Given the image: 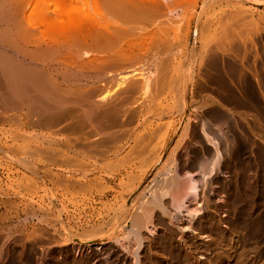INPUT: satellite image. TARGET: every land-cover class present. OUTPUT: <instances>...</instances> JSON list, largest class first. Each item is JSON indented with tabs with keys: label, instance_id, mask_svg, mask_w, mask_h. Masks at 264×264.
Wrapping results in <instances>:
<instances>
[{
	"label": "rangeland",
	"instance_id": "1",
	"mask_svg": "<svg viewBox=\"0 0 264 264\" xmlns=\"http://www.w3.org/2000/svg\"><path fill=\"white\" fill-rule=\"evenodd\" d=\"M5 1L10 6L7 7V13H4L6 15L0 16L2 17L1 35H10L14 43L10 42L12 45H17L19 50L29 51L44 59L50 67L57 68L61 63L69 64L67 67L73 68L74 66L70 64L74 61L76 63L77 59H86L89 55L100 52H110L106 51V48L103 49L104 52L97 48L96 53L94 52L96 49L92 50L93 48L88 47L89 31L86 29L81 31L84 33L78 32L79 35L77 32L68 34L70 31H64V34L61 30L65 25L98 22L101 26L109 28L115 26L132 29L134 34L130 32L127 41L123 35L122 38L120 37L126 42L117 37L119 41L116 40L120 45L126 44L129 40L131 42L134 39L132 35L140 29L148 33L150 31L154 39L160 37L167 45L168 56L165 55V51L164 55L167 59L172 58L169 60L172 63L171 73L172 76L174 75V78L172 77L174 81L171 80L173 85L169 92L167 91L166 98L164 95L159 99L154 98V103L152 100L148 101L147 106L150 107V111L142 116L144 119L139 118L129 127L133 135L132 139L130 138L132 141L127 138L119 142V153L116 157L107 159L108 165L103 169L105 180L97 183V186H90L87 178L83 180L84 184L82 183L88 185L86 187L81 184L82 186L74 187V190L66 188L64 182L57 181L56 177L59 178L57 174L62 173L67 176L73 172L54 168L53 174L50 172L49 177H46L43 169L26 170L14 161H10L11 159L7 160L0 155V264H122L120 261L118 263L115 261L114 250L117 246L115 241L105 237V233L98 234V239L92 240L91 231L94 232L95 228L98 231L105 230L103 225L109 221L108 210L110 208L118 210L124 200L129 201L130 208H126V216L130 215L131 210V213H134L136 207L133 206L138 205L145 193L147 195L148 189L156 180L159 183L178 173V180L184 182L187 179L186 172L201 179V175L193 169V166L200 156L207 158L213 149L202 138L204 136L202 133L200 135L199 129L207 123L208 127L211 117L217 116L220 120L224 115L229 118L231 134L229 137L233 140L232 144L230 143L231 148L226 155L223 168L211 182L213 186L209 188V193L198 200L201 205H206L200 218L205 220L213 216L218 223L213 226L202 223V227L206 229L214 227L213 230H206L207 233L201 232L202 236L199 235V239L192 240L188 238L192 233H182L183 228L188 226L187 222H177L176 226H170L178 232L173 242L189 251L187 243H193V246L197 244L198 249L194 246L193 252L195 256L202 255L206 260L201 261L204 263L209 259L215 264H264V224H262L264 217L261 214L259 199L264 190L262 189L264 187L262 183L264 179V0H169L170 3H166L168 6L164 4V0L163 2L157 0L158 5L155 3L156 7L155 4L148 6L155 8H151L152 10L146 8L147 11L146 9L144 11L149 13L144 16L143 12V17L137 16V20L135 16L130 17L129 20L128 15H125L126 12L121 8L120 13L121 11L125 13H121V16L125 15L127 19L125 16L124 18L120 16L115 7L119 0H78V2L67 0L66 5L58 0H4V4ZM84 1L87 3L86 6L83 4ZM122 2L123 0L119 1L120 6L124 7L125 4ZM111 7L115 11L111 10ZM46 8L50 9L51 13H45ZM150 10L155 11L151 13ZM197 25L201 27L200 32ZM116 43L113 45L115 46ZM117 45L113 48L118 47ZM211 56V62L219 69V74H215V84L209 85L206 81L208 77L203 70L209 65L208 60ZM213 59H216L215 62ZM201 63L205 64L204 68ZM223 69H228L226 75H222ZM204 74L207 78H203ZM175 76L176 79L178 77L177 81ZM181 77L190 82L183 86L184 82L182 84L181 81L178 82ZM141 102L143 103V100ZM141 104L136 103L135 107L142 106L138 108L143 110L144 103ZM132 106L130 107L134 108ZM223 124L224 122L219 123L218 126L221 131H226V126ZM211 125L210 128H213L214 123ZM113 131L116 130L111 132ZM146 132L152 137L146 138L147 141L153 140L149 141L151 144L147 153L141 155L138 160L128 159L127 154L130 158L137 156L130 150L135 147L137 139L143 134L147 135ZM152 134L156 135V138L155 136L153 138ZM144 139L143 142L141 141L142 145L146 141ZM92 140L96 141L95 138ZM138 144L141 145L140 142ZM138 149L135 151L136 154ZM121 157L124 159L126 157V161L123 158L121 161ZM125 162L131 164L125 165ZM38 175L41 176L40 179H36ZM30 182L33 185L31 187ZM253 196L255 198H252ZM253 199L256 200L254 207L257 208L252 210L248 206L255 203ZM256 212L257 218H254ZM250 214L253 219H249ZM126 222L124 216L122 220L112 222L110 228L113 227L115 231L121 230L120 234L123 237L127 232L124 230L127 226ZM162 227L157 224L160 235L166 233ZM206 235L211 237L205 239ZM223 236L229 237L231 245L224 242ZM127 264L131 263L127 262Z\"/></svg>",
	"mask_w": 264,
	"mask_h": 264
},
{
	"label": "bare ground",
	"instance_id": "2",
	"mask_svg": "<svg viewBox=\"0 0 264 264\" xmlns=\"http://www.w3.org/2000/svg\"><path fill=\"white\" fill-rule=\"evenodd\" d=\"M119 1L118 4L116 3L117 6H115L116 4H114V6L117 7L120 16L121 13L125 14L124 12H126L125 15H128L129 20L130 17L134 16L135 19L137 16L138 18L141 16L143 17V12L145 13H143L144 16L147 15L149 12H145L147 11L146 8L154 9L156 4L158 5L159 3L157 0H123L122 4L125 5L122 7L123 5L120 6ZM164 1V4H169L171 0ZM3 2L4 0H0V16L6 15L4 13H7V7L8 5L10 6V4L6 1V4ZM58 2L64 5L67 4V0H58ZM83 4L84 6L87 5L85 1ZM153 4H155L154 8L148 7ZM114 6L113 8H115ZM125 6H129L130 8ZM113 8L111 7V10ZM120 8L122 11L124 10V12L121 11L120 13ZM155 10H153V12ZM44 12L51 13L48 8H46ZM153 12L151 11V13ZM123 16L121 17L124 18ZM125 19H127L126 16ZM70 25L71 26L68 25L69 27L65 25L66 28H61L63 33L64 31H70L68 34H71V32H77V35H79L78 32L84 33L81 31L86 29L89 31V36H87L89 37L87 38L88 47H91V49L93 48L92 50L96 49L94 52L97 51V48H100V50L102 49L101 51L103 52L105 50L104 48H106V51L110 52L102 53L98 50L100 54L89 56L88 54L90 53H88L86 55L88 56L86 59H77L76 63L74 61L73 64L76 65H73L71 62L70 65L72 67L74 66L73 68L67 67L69 64L63 65L61 63L59 67L53 68L52 66L50 67L44 59H41L35 54H31L29 51L19 50V46L11 44L13 43V40H11L10 35H1L2 33L0 32V155H3L7 160L11 159L10 161H14L21 168L26 170L32 171L35 169H43L45 171L44 176L46 177H49L50 172L53 174L52 170L54 168L69 170L73 173L67 176L64 174L66 177H64L62 173H58L57 175L59 178L56 177V179L59 182H64L66 184V188H72L74 190V187L81 185L83 180H87V178H89L88 184L90 186H97V183L105 180L103 169L106 165H108L107 159L118 155V150H120L119 142L127 138L132 141L131 139L133 135L129 127L133 126L139 118L150 111V107L147 106L148 101L152 100L153 102V100H155L154 98L159 99L164 95L166 98L167 91L169 92L171 89L170 87L173 85L171 80H173L174 75L172 76V63L169 60L172 58L169 57V59H167L166 57L168 56L166 55L167 45L164 44L160 37L154 39L153 36H151L150 31L148 33L147 31L140 29L135 35H132V37L134 36V39L131 40V42L129 40L131 38L130 37L128 39L129 42L120 45L118 41L119 39L122 40L121 35H123L124 39L127 41V37L129 36L128 34H130V32L134 34L132 29L128 27L116 28L115 26V28H109L108 26H101L98 22L90 24L77 23L75 25ZM199 27L197 25L198 32H200L201 29V27ZM64 34L63 37H65ZM81 36H83V34H81ZM118 36L119 39L117 38ZM84 40L85 39H83V41ZM122 41L120 42L122 43ZM110 43L112 44L110 45ZM114 43H116L115 46L119 44L117 45L118 47L113 48L115 47L113 45ZM112 45L113 47H111ZM108 48L112 49L110 50ZM164 51L166 52V56L164 55ZM78 60L79 62L77 63ZM211 60L212 56L208 60L209 65L206 66L204 70L203 65L205 66V64L202 65L201 63L203 67L201 70H203L207 75L208 79L205 80L209 83V85L215 84V74L219 71V69L215 68L216 66L213 65ZM214 60L216 59H213V61ZM199 66L200 65H198V67ZM225 69H223L222 75H226L228 69ZM198 73L200 74V72ZM200 76H202V74ZM204 76L203 78H207ZM175 80L177 81L178 77L176 79L175 76ZM180 81L181 84L184 82L183 86H185V83L190 82L189 80H185L184 77H181V80L179 78L178 82ZM224 82H227V78ZM199 83L201 82L199 81ZM141 100H143L144 105L146 104L145 106ZM139 102L140 104L142 103L141 105H143V110L139 109L142 108V106L139 107L138 105L139 108L135 107V104H139ZM132 104H134V108L130 107ZM162 106L164 107V105ZM177 107L176 110L178 109ZM211 118L212 120L210 119V124L214 123L213 128H210L212 127L210 124L207 127L206 125H208V123H205L206 125H202L201 129H199L196 125L198 122L195 121L197 122L195 124L196 127L200 130V135L202 133L204 136L202 138H204L206 143L208 142L213 149L212 152H209L207 158L200 156L197 162L195 164L193 163V169L197 170V173L202 177L201 179H197L196 175H190L186 172L185 175L187 179L184 182L182 181L183 183L178 180V173L165 178L159 183L156 182V180L155 184L148 189L147 195H145V193L143 195V199L138 202V205L136 204L137 206H133V208L136 207L134 210L135 212L133 211L134 213H131V210L130 215L126 216V208L129 206V201L124 200V202L122 201V206L118 210L114 208H110L109 210L107 209V219H109V221L106 220L107 222H103L105 224L103 225L105 226V230L102 229L98 231L96 228L95 231L93 230L94 232L90 230L92 234V237H90L92 240H94L93 238L98 239V234L102 233V235H104L105 233V237H108L109 240L115 241L117 244V246H115L116 249L114 250L116 263L120 261L122 264H127V262H130L131 264H215L212 262L213 260L209 261V259H207L208 262L206 263L201 262L204 259L202 255L195 256V252H193V250L195 248L194 246L197 244H194L193 246V243H187V246H189L190 249L189 251L174 243L173 240L176 238V235H178V232H176L175 229L174 231L170 228L171 225L174 226L177 222L185 221L188 226L186 225L187 227L183 228V230L180 227L179 229H181L182 233L185 234L189 232L192 233V235L188 236V238L190 237L192 240H197L200 237L199 235L202 236L201 232L207 233L206 230H213L214 228L210 227L206 229L205 227H202V223H205V225L210 224L211 226L218 223L213 216H209L208 218L205 217L206 219L203 217L205 220L201 219V215L203 214L202 211L206 205H201L199 199L202 198L201 196L209 193V188L212 185L211 182L213 181V178L216 177V174L223 168L224 160H226V155L231 148L230 145L233 140L229 137V135H231L229 133V118L226 115H224L223 118H220V120H218L219 117L217 116ZM222 122H224L223 125L226 126L225 128L227 129V132L221 131L222 129L218 126L219 123ZM146 124H148V122ZM193 127L195 128V126ZM116 128L121 131H117ZM114 129L116 131L111 132ZM195 131L196 130H194V132ZM146 133L147 135H142L143 138L142 136L140 137L141 140L137 139L136 145L134 144L135 147L132 146L134 148H131L132 150H130L132 151V154L135 153L134 155L137 156L130 158L129 154H127L128 159L138 160L141 155L147 153L151 144L150 142L153 140L147 141L148 138L152 137L151 134H148V132ZM154 136L156 138V135H153V138ZM193 136L195 135L193 134ZM93 138H95L96 141L92 140ZM144 138H147L146 141L149 145L146 144V141H144L146 146L144 144L142 145V140ZM139 142L141 145L138 144ZM136 148L138 149L137 154L135 152L137 150ZM122 158L124 159V157H121V161H123ZM125 159L124 161H126ZM125 163V165L131 164L128 162ZM91 167L93 170H89ZM167 170H169L168 167ZM69 171H67V173ZM39 176L40 175L37 177L35 176L36 179H40L41 176ZM130 180L133 179L130 178ZM262 183L264 184V179ZM31 186H33L32 183L30 187ZM83 186L86 187L88 185ZM263 188L264 187H262V189ZM259 189L261 188L259 187ZM262 192L260 194L261 198H259L261 202H259L261 203V214L264 217V190ZM252 198L255 197L253 196ZM255 204L256 200L254 204H249L250 206H248V208H252L253 210V208H255ZM195 205L197 206L195 207ZM128 209L130 208L128 207ZM118 214L120 216H118ZM124 216L127 221V226L124 230H127V232L123 237H121V230H116L118 232L116 233L114 228H110V226L112 222L122 220ZM255 216L254 218H257V212ZM252 217L253 216L250 214V218H248L253 219ZM248 218L246 220H248ZM256 222L258 223V221ZM157 224L163 226L164 228H162L166 233L163 235L158 234ZM262 224H264V221ZM208 237L211 236L209 235ZM208 237L206 235L204 238L208 239ZM214 239L216 240V238ZM147 241L148 244H146ZM224 242H226V244H230L229 237L227 238L226 236ZM213 251L217 252V250Z\"/></svg>",
	"mask_w": 264,
	"mask_h": 264
}]
</instances>
